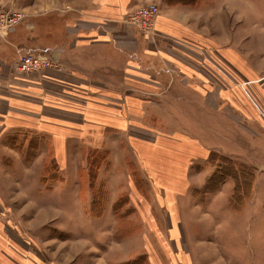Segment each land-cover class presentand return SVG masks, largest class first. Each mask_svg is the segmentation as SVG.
<instances>
[{
    "label": "rangeland",
    "instance_id": "rangeland-1",
    "mask_svg": "<svg viewBox=\"0 0 264 264\" xmlns=\"http://www.w3.org/2000/svg\"><path fill=\"white\" fill-rule=\"evenodd\" d=\"M24 1L0 5V62L16 72L0 78L22 85L19 98L0 85V102L18 115L0 125V264H264V52L233 50L236 21L244 29L241 45L252 26L264 32V0H243L240 10L252 3L260 10L254 23L238 18L227 0L222 25L216 0L185 13L149 0L158 8L151 29L129 20L149 2L133 3L115 35L129 34L135 44L134 32L141 33L148 54L161 56V45L171 41L161 35L167 33L159 28L162 10L170 17L181 12L188 27L222 40V47L209 35L177 41L200 46L202 68L195 52L176 44L196 58L177 50L179 61L203 69L217 87L212 94L221 88L224 96L189 98L195 90L184 83L157 94L167 86L160 81L170 79L159 62L126 85L143 102L128 103L130 90H123L108 107L66 92L79 80L52 74L61 63L45 51L61 43L65 29L58 14H50L58 20L32 15ZM15 16L21 20L10 25ZM112 49L114 43L103 48V57ZM30 53L51 63L20 68ZM30 87L39 96L24 90ZM92 104L101 115L92 113ZM141 104L143 110L135 108ZM32 116L59 132L30 124Z\"/></svg>",
    "mask_w": 264,
    "mask_h": 264
},
{
    "label": "crops",
    "instance_id": "crops-1",
    "mask_svg": "<svg viewBox=\"0 0 264 264\" xmlns=\"http://www.w3.org/2000/svg\"><path fill=\"white\" fill-rule=\"evenodd\" d=\"M152 1V0H150ZM149 0H27L24 1L26 6L23 8L32 15L42 12L45 16V19L58 20L61 26L64 27L65 33L61 36V43L58 45H52L49 43L47 45L45 51H48L59 63H61L60 69H50L52 70V74H57L61 72L63 76L66 78H74L77 81H72V85L66 87V92L70 96L75 97H83L86 99H94L99 100V107L103 106V102L106 101L107 107L111 104L109 101L114 100L116 98L123 97V90H130L125 92L124 95L125 100L128 103H132L133 100L140 99L143 102L145 96L137 95L131 91V87H126V85H130L132 80L140 74L139 72L151 71L154 67H157L158 63L161 62L162 69L167 71V77L170 79H163L161 84L163 83V89H157V94H161L164 97V94L170 92L172 90V86L175 83L182 85H189L193 87L195 90L189 98L198 99V95L202 100H209L211 98L214 99H222L224 96V90L219 88L218 94H212L217 87L214 86V81H211L209 75L206 77L203 69L191 68L188 63L181 59L178 55V51H181L187 57L193 55L189 54L192 50L193 52L200 54L203 50L200 46L190 45L187 43H178L184 40L180 39L181 37L195 38L197 41L203 40L205 35L212 36L213 34L210 32L205 33H197L194 29L188 27L184 21L181 20L183 18V14L185 11H189V9H200L201 3L205 4L208 0H159V4L164 9L166 6L174 7L177 6L182 8V13H178V16L175 14L172 17L170 15L164 14V11H161L159 15V28L161 31L167 32L166 35L161 33L162 36H169L171 41L165 39V44L161 45L162 52L161 56L148 54L147 52V40L146 37L142 36L141 33L134 32V36L137 38L135 44L132 43V39L130 35L127 34L126 37L122 39H118L116 37V25L119 21H122L121 18L124 17V13L131 9L133 3L135 5L142 4L143 2H149ZM219 3V17L220 24L222 25V21L226 18L227 13V0H216ZM3 0H0V5ZM23 3V4H24ZM246 2L243 0H230L231 10L232 8L238 9L239 13H237L238 18H246L254 23V19L257 21L261 16L260 10L258 7L254 6V3L251 4V7L248 11L240 10L242 6H244ZM147 4V3H146ZM54 12V14H58V18L55 15H50ZM191 12V11H189ZM184 19V18H183ZM164 20H172L173 23L170 25ZM177 20L178 23H174ZM185 20V19H184ZM118 21V22H117ZM240 21V20H238ZM235 27V43L236 48L233 50L236 51H244V52H252L254 56L260 55V53L264 52V32H260L255 30L252 26L251 30L245 33V36H251V39H247L246 45H241L243 39L239 38L242 36L243 25L240 26L239 22ZM244 24V20H242ZM54 24V23H51ZM130 30V29H129ZM222 30V27H220ZM131 32V31H130ZM46 33V32H45ZM219 37L221 34L219 33ZM243 37V36H242ZM211 38V37H210ZM239 38V39H238ZM212 39V38H211ZM215 44H222L221 41L218 43L215 39H212ZM250 40L254 42V44L250 43ZM123 43H120V42ZM178 41V42H177ZM45 45L48 43L45 37ZM115 44L117 49H112L108 58H104L101 50L105 47H108L112 44ZM185 46L186 49L179 47ZM210 43V41H208ZM165 45V47H164ZM224 44L221 45V47ZM117 50H121L123 52L128 53L127 56L122 52L123 56L116 58ZM144 50V53H142ZM178 50V51H177ZM263 51V52H262ZM138 52L140 57H136L134 59L132 54ZM197 56V61L201 63V68L203 65L207 63L205 61L204 55ZM161 58V60H160ZM196 59V58H195ZM154 60V62H152ZM1 61V60H0ZM5 63H10L9 61L0 62V76L5 75H13L16 77V72H14L13 67H6ZM188 64V65H187ZM208 65V64H207ZM10 68V69H9ZM208 69V67H207ZM61 70V71H58ZM210 75L212 74L209 71ZM10 75V76H11ZM134 75V76H133ZM141 76H145L144 72H142ZM53 79V78H51ZM135 82V81H133ZM69 83V81H67ZM173 83V84H171ZM0 85L10 86V81L7 82L3 78H0ZM68 85V84H66ZM22 85H14L11 83V90L14 95L19 98L18 95L20 93ZM1 87V86H0ZM25 91L34 92L36 96H39V88H36L35 91L32 90V87L29 89H24ZM23 90V92H25ZM185 90V89H183ZM17 94V95H16ZM223 94V95H220ZM226 95V94H225ZM47 98V97H46ZM54 97L49 96V99ZM102 103V104H101ZM3 105V106H2ZM144 107V105H143ZM142 104L139 107H135L136 109H142ZM8 107H5L4 102H0V125H9L12 124L15 119H17L16 114L12 111L7 110ZM92 113L101 115L102 111L96 107V105L92 104ZM97 108V109H96ZM143 110V109H142ZM60 116V115H59ZM22 117V116H20ZM32 121L30 124L42 128V131L56 133L59 130H56L49 124H41L39 125L38 119L36 117H30ZM35 123V124H33ZM38 124V125H37ZM6 126L2 127V130L6 128ZM62 139V138H61ZM63 140V139H62ZM83 140H81L80 147H83Z\"/></svg>",
    "mask_w": 264,
    "mask_h": 264
},
{
    "label": "built area",
    "instance_id": "built-area-1",
    "mask_svg": "<svg viewBox=\"0 0 264 264\" xmlns=\"http://www.w3.org/2000/svg\"><path fill=\"white\" fill-rule=\"evenodd\" d=\"M157 6L155 3H147L144 5H141L137 10H135L132 14L129 16V20L133 23H136V25L140 26L142 29H151L154 24V19L157 14ZM21 19L19 17H12L10 19L9 24L16 26V24ZM20 65V68H26L29 67V64H36L40 66H47L51 62L47 60H43L41 57L33 55V53H30L26 55Z\"/></svg>",
    "mask_w": 264,
    "mask_h": 264
}]
</instances>
